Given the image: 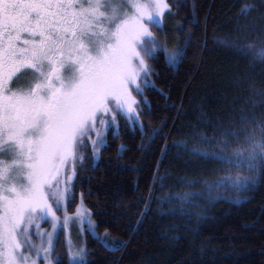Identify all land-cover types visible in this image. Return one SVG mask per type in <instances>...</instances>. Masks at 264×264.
<instances>
[{"label":"trees","instance_id":"1","mask_svg":"<svg viewBox=\"0 0 264 264\" xmlns=\"http://www.w3.org/2000/svg\"><path fill=\"white\" fill-rule=\"evenodd\" d=\"M168 3L164 33L153 31L169 55L176 53L175 63L166 66L157 50L159 76L144 88L139 122L125 126L121 115L97 156L90 143L80 149L76 204L81 200L99 223L96 233L108 232L106 239L87 232L85 264H264V178L250 189L220 188L210 195L203 181L222 173L186 150L247 154L246 130L264 121V58L257 54L264 47V0ZM233 40L253 48L245 54L228 47ZM156 129L163 135L153 138ZM209 163L233 176L249 174L246 166L211 157ZM159 176H166L163 187ZM184 192L194 194L183 205L187 215L180 214V200L159 199ZM53 253L70 263L62 233Z\"/></svg>","mask_w":264,"mask_h":264},{"label":"snow or ice","instance_id":"2","mask_svg":"<svg viewBox=\"0 0 264 264\" xmlns=\"http://www.w3.org/2000/svg\"><path fill=\"white\" fill-rule=\"evenodd\" d=\"M171 10L168 0H0V264H38L41 259L64 264L53 252L59 233L79 218L78 211H69L79 208L76 154L85 143L105 145V132L116 134L119 116L126 115L125 126L127 120L135 122L144 88L159 76L157 50L165 54L166 66L175 63L176 53L168 55L156 34L164 33L162 17ZM227 46L245 54L253 48L234 40ZM257 54L264 58V47ZM24 73L31 74L26 87L18 83ZM157 135L163 132L154 130L153 138ZM244 139L247 154L241 150L233 156L184 145L213 173H222L203 181L210 195L220 188L250 189L264 178V121L249 126ZM210 157L246 166L249 174L233 176L209 163ZM156 179L163 187L166 176ZM192 195L159 199L180 200V214L187 215L183 205L192 203ZM41 222L50 223L51 230H41ZM98 226L95 222L92 235L106 239L107 229L101 236ZM86 252V245H69V262Z\"/></svg>","mask_w":264,"mask_h":264},{"label":"rangeland","instance_id":"3","mask_svg":"<svg viewBox=\"0 0 264 264\" xmlns=\"http://www.w3.org/2000/svg\"><path fill=\"white\" fill-rule=\"evenodd\" d=\"M162 19H163V17H162ZM30 82H31V74L30 73H24V74H21L18 76V83L20 86L26 87ZM137 99H138V97H137ZM124 116L126 117V115H124ZM130 122H133V120H130ZM135 122H139L138 115L135 118ZM106 132H107V130H106ZM106 132H105V134H106ZM101 146L102 145L97 144V145H95V147H93V145L91 144L94 155L97 156L99 148ZM76 155H77L78 159H77L76 166H75V172H76L77 164L79 163V161L81 160V157H82L81 153H80V149L78 150ZM77 205H79V208L78 209L74 208L73 211L79 212V218L75 222H70L68 225V228L65 231L61 232L65 238V241L67 244V249H68L69 245H78V246L86 245L85 244V236H86L87 232L92 234V227L95 226V222L92 219L91 213L88 210V208L85 206V204L80 200ZM57 215H60V213H58ZM39 227L41 230H45V231L51 230V224L50 223L41 222ZM33 231H35V229H33ZM61 233H59V234H61ZM34 239H36L37 242H39V237H34ZM55 243H56V240H55ZM74 250H78V249L74 248ZM53 256H54V253H53ZM86 259H87V252L81 253V254L75 256L69 264H85ZM38 264H43V260L42 259L39 260Z\"/></svg>","mask_w":264,"mask_h":264}]
</instances>
